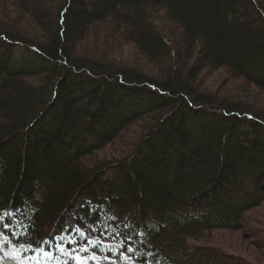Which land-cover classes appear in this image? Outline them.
<instances>
[{"label":"trees","instance_id":"1","mask_svg":"<svg viewBox=\"0 0 264 264\" xmlns=\"http://www.w3.org/2000/svg\"><path fill=\"white\" fill-rule=\"evenodd\" d=\"M216 72L264 91V0H0V232L110 264H264V236L249 261L187 242L264 235V111L204 91Z\"/></svg>","mask_w":264,"mask_h":264},{"label":"rangeland","instance_id":"2","mask_svg":"<svg viewBox=\"0 0 264 264\" xmlns=\"http://www.w3.org/2000/svg\"><path fill=\"white\" fill-rule=\"evenodd\" d=\"M21 55L23 54L20 53ZM117 58L124 64L134 67L140 66L144 71H156L155 69L149 70V66H146L145 61L138 59L135 48L129 43L122 47ZM198 82L204 91L216 92L223 99L239 104L244 109V112L260 115L264 111V91L249 85L243 80L229 79L226 73L216 72L203 75ZM109 150L110 148H106L101 155L94 156L95 158L90 159V161L108 154ZM246 216L247 218H255L258 228H264V202L259 208L250 211ZM263 236L260 233L258 237L252 238L251 234L246 231L220 230L204 234L200 239L188 240L187 242L191 247L215 246L228 254L245 258L249 261L252 260L253 255L263 254L261 250L262 244L260 243ZM65 241L69 242L68 244L71 243V240L66 239ZM65 241L60 240L51 252H33L22 246L15 245L10 237L0 232V264H110L111 262L107 257L85 253L84 249L70 250L67 248ZM258 246L259 248H257Z\"/></svg>","mask_w":264,"mask_h":264}]
</instances>
